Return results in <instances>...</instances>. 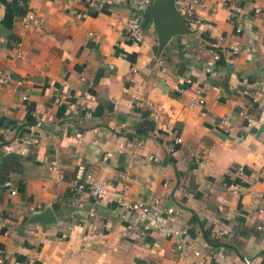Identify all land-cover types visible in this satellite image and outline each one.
Listing matches in <instances>:
<instances>
[{"label": "crops", "instance_id": "1", "mask_svg": "<svg viewBox=\"0 0 264 264\" xmlns=\"http://www.w3.org/2000/svg\"><path fill=\"white\" fill-rule=\"evenodd\" d=\"M154 1L138 43L126 36L130 0H0L5 264H194L159 232L174 227L189 229L208 264H264V0H160L184 30L164 44L145 12ZM28 12L41 28L24 29ZM235 41L239 53L213 60L210 47ZM76 180L84 190L71 193ZM95 180L174 212L96 199Z\"/></svg>", "mask_w": 264, "mask_h": 264}, {"label": "built area", "instance_id": "2", "mask_svg": "<svg viewBox=\"0 0 264 264\" xmlns=\"http://www.w3.org/2000/svg\"><path fill=\"white\" fill-rule=\"evenodd\" d=\"M131 1V9L133 13H137L136 17H132L126 23V36L129 40L134 42H142L144 39V28H143V21L141 16V11L144 9L145 5L147 4L148 0H130ZM193 5H201L202 3L199 0H191ZM258 11V10H257ZM232 14L234 11H231ZM188 17H193V12H188ZM22 24L24 29L36 27L41 28L43 26V18L40 15H37L33 12H28L21 17ZM241 50L240 43L235 41L230 43L226 46L221 47H210L209 53L212 55L214 61H218L221 55L225 52H230L233 54L239 53ZM17 84L20 85V82L17 81ZM180 90H183L180 88ZM27 94L22 96V100H25ZM255 102L256 99H253ZM198 103H203V99L199 98L197 100ZM242 114V112H241ZM229 116H221L218 120L219 125L222 127V131L224 133H229L230 126L228 125ZM237 140L242 139V135H238L236 137ZM181 138L176 137V142H180ZM138 145H141V141L138 140L136 142ZM54 164V162H53ZM263 169H264V161H263ZM243 175V167H238L236 171H230L228 173V177H236ZM121 177H126L125 174H122ZM84 190V184L81 181H74L68 186V191L71 193L80 192ZM14 193V192H13ZM89 193L96 199H113L116 200L120 206L124 208H128L135 212H140L142 214H149L152 208L156 209L161 213L172 214L174 212V208L171 206L163 205L160 199L155 198L151 203H147L143 200H129L126 197H122L120 193L114 187V184L110 181H103V180H95L91 183L89 187ZM259 197H263L264 193H258ZM38 206H30V210H36ZM0 226H6V219L0 217ZM131 226H128L126 229L122 231V235L126 236L130 230ZM149 225L145 224L141 228L137 229L139 234H144L145 231L149 229ZM256 229L263 230L264 229V209L258 208V222L256 224ZM160 234L164 235L165 237H170L174 239L176 249L181 255L191 254L195 257L194 264H208L209 254L207 252L202 251L200 248L196 247L191 235L190 231L187 227H174V228H167V229H160ZM222 233V231H220ZM0 264H5L2 257H0ZM242 264H256L254 261L246 260Z\"/></svg>", "mask_w": 264, "mask_h": 264}, {"label": "water", "instance_id": "3", "mask_svg": "<svg viewBox=\"0 0 264 264\" xmlns=\"http://www.w3.org/2000/svg\"><path fill=\"white\" fill-rule=\"evenodd\" d=\"M145 12L156 19V24L162 32V44L166 43L172 36L184 32L175 12L168 6L163 5L160 0H155L150 7L145 9ZM37 219L42 222L50 221V218L45 215H40Z\"/></svg>", "mask_w": 264, "mask_h": 264}]
</instances>
